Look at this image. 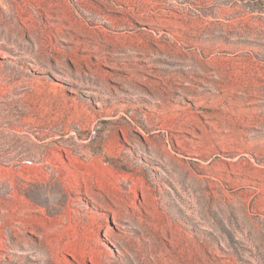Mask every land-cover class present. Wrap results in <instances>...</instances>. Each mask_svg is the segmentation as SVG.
Returning <instances> with one entry per match:
<instances>
[{
  "label": "rangeland",
  "instance_id": "374dc122",
  "mask_svg": "<svg viewBox=\"0 0 264 264\" xmlns=\"http://www.w3.org/2000/svg\"><path fill=\"white\" fill-rule=\"evenodd\" d=\"M0 264H264V0H0Z\"/></svg>",
  "mask_w": 264,
  "mask_h": 264
},
{
  "label": "bare ground",
  "instance_id": "6f19581e",
  "mask_svg": "<svg viewBox=\"0 0 264 264\" xmlns=\"http://www.w3.org/2000/svg\"><path fill=\"white\" fill-rule=\"evenodd\" d=\"M126 5V4H125ZM154 8V7H153ZM133 9H130V8H128V4L126 5V8H123L122 9V12L123 13H126V12H130V11H132ZM154 10V12H152V13H146V14H144V15H148V16H158L159 14H160V12L159 11H157V8H155V9H153ZM145 11H147L146 10V8L145 7H143V6H141V8L139 9V11L138 12H140V13H144ZM139 17H143V15H139ZM147 18V17H146ZM149 18V17H148ZM65 32H61V34L60 35H62V34H64ZM96 41V40H95ZM86 43L88 42L87 41V39H86V41H85ZM79 47V46H78ZM249 97V94L247 93H244L243 94V98H248ZM223 100H224V96H223ZM164 108H165V106H163ZM170 118V120H171V124H170V132H169V136H171V137H173V134H172V132H174V130H178V129H181V130H185V131H187L188 130V126H190L191 124L193 125V126H195V122H190V121H187V120H182L183 118H180L179 116H177V115H174V114H172V115H170V117H168V119ZM243 121H240V125L242 126V127H245L246 125H243ZM238 134H239V130L237 129V130H235V135L236 136H238ZM192 256V255H191Z\"/></svg>",
  "mask_w": 264,
  "mask_h": 264
}]
</instances>
